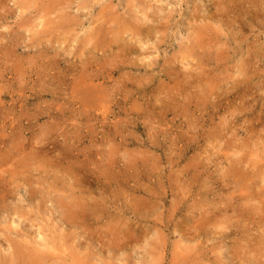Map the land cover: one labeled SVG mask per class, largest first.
<instances>
[{
	"label": "clouds",
	"instance_id": "obj_1",
	"mask_svg": "<svg viewBox=\"0 0 264 264\" xmlns=\"http://www.w3.org/2000/svg\"><path fill=\"white\" fill-rule=\"evenodd\" d=\"M261 165L264 0H0V264H264ZM192 178L249 197L185 246Z\"/></svg>",
	"mask_w": 264,
	"mask_h": 264
},
{
	"label": "rangeland",
	"instance_id": "obj_2",
	"mask_svg": "<svg viewBox=\"0 0 264 264\" xmlns=\"http://www.w3.org/2000/svg\"><path fill=\"white\" fill-rule=\"evenodd\" d=\"M146 163H147V160H146ZM152 166L153 165L151 163H148V167H152ZM260 167H264V165H261ZM184 183L186 184L187 189H188L187 194L181 193L180 195H176L175 199H173V194H170L168 196V199L172 200L173 202L175 215L172 216L171 212H168L165 214V217H166V221L168 220H172V221L179 220L180 221L178 230L181 232V235L184 237L183 244L185 246H188V245H194L196 243V239H199L200 237L205 236L206 233L209 232L210 224H215L216 222H218L219 219H221V217H218L216 215V212L211 213L212 211H214L212 208H207L205 214L201 213L197 209L205 206L206 203H211V204L221 203L219 202L220 201L219 197H222L223 199H226L227 197L233 198L237 196L238 194H236V192H233V191L229 192L228 190L225 191L224 189H219L217 187V184H213L211 187H206L203 184H197L194 178L184 181ZM258 183L259 181H257V184ZM230 187H234V186L231 185ZM148 188L152 191L153 194H155V190L151 189V186H148ZM170 193H171V190H170ZM220 194H223V195L220 196ZM244 194L249 196L248 190L246 192L244 191ZM181 196H183V199H181ZM144 199L145 198H141V201L143 202ZM235 201H236L235 199L230 201L229 207L235 209L238 206L236 203L232 205ZM165 206L167 207V205ZM212 214L214 215L212 216ZM229 215H231V212H229ZM251 219L254 220L256 223L264 222L262 221L264 220V218H259L258 216H255V215L252 216ZM0 222H3V212L2 211H0ZM208 222H209V225H208ZM196 236L198 237L195 238ZM165 264H197V261L192 256L184 255V249H181V251L177 253L175 257H170L169 254L166 252Z\"/></svg>",
	"mask_w": 264,
	"mask_h": 264
},
{
	"label": "bare ground",
	"instance_id": "obj_3",
	"mask_svg": "<svg viewBox=\"0 0 264 264\" xmlns=\"http://www.w3.org/2000/svg\"><path fill=\"white\" fill-rule=\"evenodd\" d=\"M219 159H223V156H221V157H219ZM225 163H226V161H225ZM193 179V178H192ZM231 178H229V180H230ZM195 180V179H194ZM225 183L227 184V190L229 191V192H236V194H238L237 196H235V197H227L226 199H223L222 197H219V199H220V201L219 202H230V201H232L233 199H235L236 201L232 204V205H234L235 203L237 204V205H239V204H241V203H243L244 201H247L248 200V197L249 196H247L246 194H244V191L246 192L248 189L246 188V187H243V185L244 184H246L247 183V181L246 180H241L240 181V187H237L236 186V184H235V182H231V183H229V182H227V181H225ZM231 185H233L234 187H230ZM197 189V188H196ZM226 191V190H225ZM223 194H220V196H222ZM229 205H230V203H229ZM211 210V209H210ZM209 212V211H208ZM211 213H215V211H212ZM203 214H205V213H203ZM211 215V214H210ZM214 214H212V216H213ZM228 215H229V213H228ZM206 216H208V215H206ZM196 217V216H195ZM259 218H264V217H260V216H258ZM199 218V217H198ZM203 218H205V217H203ZM209 219V218H208ZM201 220V219H200ZM259 220V219H258ZM254 221V220H253ZM262 221H264V220H262ZM216 222V221H215ZM217 223V222H216ZM208 225H209V222H208ZM206 227V226H205ZM207 228V227H206ZM197 231V230H196ZM198 233V232H197ZM205 233V232H204ZM197 235H199V234H197ZM198 236H196L195 238H197ZM191 238V237H190ZM179 257V256H178ZM182 258V257H181ZM186 258V257H185ZM177 259V258H176ZM185 261V260H184Z\"/></svg>",
	"mask_w": 264,
	"mask_h": 264
}]
</instances>
